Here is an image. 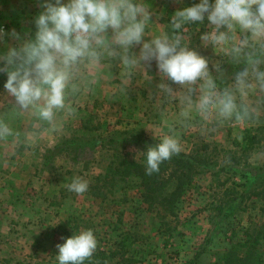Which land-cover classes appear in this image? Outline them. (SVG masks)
Segmentation results:
<instances>
[{
	"label": "rangeland",
	"instance_id": "obj_1",
	"mask_svg": "<svg viewBox=\"0 0 264 264\" xmlns=\"http://www.w3.org/2000/svg\"><path fill=\"white\" fill-rule=\"evenodd\" d=\"M167 1L173 10L167 22L174 38L205 60L217 89L233 90L238 106H249L251 112L264 116V91L255 88L242 95L234 80L251 61L259 60L264 69V37L242 33L237 26L225 30L236 42L228 51L205 45L203 36L213 31L207 21L187 22L180 28L172 25L175 12L197 0ZM149 2L156 7L162 1ZM42 10V0H0V27L4 30L0 33V66L10 48L33 38L31 27ZM12 29L20 40L11 36ZM245 38L247 45L239 53L233 52ZM121 52H103L98 61L85 58L75 66L67 107L58 113L55 127L38 120L31 109H21L10 94L0 95V105L4 104L0 120L16 133L0 138L6 139L0 140V152L7 153L0 156V168L26 169L16 183L20 191L12 196L10 191L0 192V264H58L56 245L84 229H91L98 242L84 264H221L226 249L244 239L246 230L263 219L264 121L243 124L235 115L223 119L215 113L206 117L199 110L198 83L193 86L197 90L194 96L187 91L151 94L147 101L146 96L124 95L130 80L122 79ZM97 78L94 92L89 86ZM249 78L255 83L253 76ZM6 79V73H0V88ZM256 126L258 130H254ZM246 130L256 135L249 145L243 139ZM163 134L174 135L182 152L199 151L214 164L195 174L174 215L134 212L139 206L136 185L129 182L122 189V181L105 179L104 183L94 177L114 158L116 163L126 157L144 160V149ZM74 136L82 143L76 152L61 143ZM95 141L100 144L91 149ZM69 149L72 153L66 154ZM15 153L18 156L10 159ZM74 153L76 160L72 159ZM75 176L88 181L85 193L68 189ZM125 230L135 232L138 239H129L122 248L119 241ZM101 250L106 257L98 256ZM108 250L116 255L108 256Z\"/></svg>",
	"mask_w": 264,
	"mask_h": 264
},
{
	"label": "clouds",
	"instance_id": "obj_2",
	"mask_svg": "<svg viewBox=\"0 0 264 264\" xmlns=\"http://www.w3.org/2000/svg\"><path fill=\"white\" fill-rule=\"evenodd\" d=\"M42 8L35 17L34 37L19 47L10 48L0 66V73L7 76L3 87L21 109H31L38 120L55 127L58 113L67 107V90L75 66L83 59L98 61L103 52L115 55L118 49L127 52L133 45H140L139 57L125 55L126 66L140 61L151 66L154 60L160 73L173 82L189 86L192 96L197 91L193 86L203 81L199 110L206 117L215 113L223 119L234 115L243 119L250 114L249 106L237 105L233 90L217 89L205 60L182 46L178 38L172 40L161 35L144 40L145 22L150 13L135 0H42ZM204 21L213 29L203 36L205 45H225L228 41L225 30L230 32L237 26L242 33L264 37V0H197L177 10L172 17L174 28L187 22ZM3 31L0 27V33ZM10 34L14 39H21L15 29ZM247 43L246 38L241 40L240 47L232 51L239 53ZM259 65V60L251 61L250 67L236 73L235 88L242 95L255 88L264 91V69ZM160 86L172 91L165 84ZM14 135L9 123L0 120V138ZM180 152L179 140L174 135L163 134L155 144L144 149L146 172L159 171L163 161ZM67 187L83 194L88 189V181L75 176ZM97 243L91 229L63 238L56 245L58 264H84L95 252Z\"/></svg>",
	"mask_w": 264,
	"mask_h": 264
},
{
	"label": "trees",
	"instance_id": "obj_3",
	"mask_svg": "<svg viewBox=\"0 0 264 264\" xmlns=\"http://www.w3.org/2000/svg\"><path fill=\"white\" fill-rule=\"evenodd\" d=\"M194 2L191 3V5ZM190 5V6H191ZM30 38L34 37L35 24L31 27ZM34 30V31H33ZM244 123H260L264 121V116H259L253 112L243 119ZM256 126L254 130H258ZM250 130L245 131L244 141L247 145L253 142V138ZM249 136V137H248ZM62 144H69L71 149L76 152L78 147L81 146V141L75 136L71 139H64ZM95 146L99 145L98 142H93ZM104 143V141H103ZM56 146L54 149H56ZM246 146L245 148H247ZM206 148V147H204ZM63 150H65L63 148ZM48 151H52L49 149ZM63 151H56L55 153H62ZM66 154H71L72 151H64ZM53 157V156H51ZM50 156H44L45 158H51ZM73 160L77 159V154L74 153ZM112 160L105 168L104 172L99 173L94 178L96 181L109 179L108 182L122 181V189L129 187L127 184L132 182L139 190V206L134 209V212H157L163 217L168 215H174L176 212L178 202L184 192L192 186L194 183L195 174L201 172L202 169H209L214 163L208 162L207 157L201 154L199 151L186 153L180 152L178 156H173L167 161H163L159 166V171L148 174L146 172L145 158L144 160L134 158H123L120 162L116 163ZM106 183V181L104 182ZM219 184L225 185L224 181ZM228 189V188H227ZM226 189V190H227ZM264 199V195L262 197ZM263 219L255 223L254 226L245 232V238L239 242L230 245L222 254L221 264H264V255L262 250L264 249V207L261 209ZM124 222L122 221V224ZM136 241L138 238L135 232L130 230L122 231V248L126 246L129 239ZM106 251L101 250L98 252V256L106 257ZM116 255L115 252L108 250V256Z\"/></svg>",
	"mask_w": 264,
	"mask_h": 264
},
{
	"label": "crops",
	"instance_id": "obj_4",
	"mask_svg": "<svg viewBox=\"0 0 264 264\" xmlns=\"http://www.w3.org/2000/svg\"><path fill=\"white\" fill-rule=\"evenodd\" d=\"M160 1L162 2H160L158 6L155 7V4L150 3L149 0H144V1L135 0V2L142 4L146 8V10L150 13L149 19L145 22V33L143 37L144 40H150L153 37L161 36V35H167L169 39H172V40L176 39L174 38L175 36L172 31L173 28L168 26V22H167V19L170 17L169 15L171 14V11L173 10H171L172 8H168L166 4L168 3L167 0H160ZM230 34H233V33H230ZM234 41L235 40L230 35L228 36V41L225 45L218 46V47L215 46V47L223 51H228L229 48H232L236 44V42ZM180 43L182 46H185L184 42H182L181 40H180ZM139 49H140V45H133L127 52H124L122 50L120 57H119L120 60H122V72H123L122 79L125 78V79L130 80V83L127 84L129 85V87L126 88L124 92H122L124 93V95L133 93L135 96H138V95L146 96L145 98L147 99V96H150L151 94H152L151 96H155V95L168 96V95H172L175 93H183L186 91L189 92V88L184 87V86H179L180 85L179 83L169 80L167 76L160 73L154 60L151 62V66H149V64L145 63L144 61H140L139 63H136L134 65L126 66L123 62V57L126 55L129 58H138ZM101 62H104V61H101ZM97 80L99 79L97 78L96 81H92L94 82V85L91 84L89 86L90 88L93 86L92 91L94 92L96 91L99 85ZM161 84L167 85L168 87L172 89V91L171 92L166 91L164 88L160 86ZM203 84H204L203 81L198 82L199 87H202ZM3 88L4 87L0 88V95L2 93H7L8 95L9 93L6 92V89L1 90ZM135 98L137 100V97ZM3 107H4V104L0 105V110H2ZM12 109H13V105H12ZM240 121L241 123L245 124L242 119H240ZM4 141H6V139H3L1 142L3 143ZM0 156L2 158L7 156L6 151L0 152ZM17 156L18 154L15 153V154H11L9 158L10 159L16 158ZM38 156L40 157L39 159L41 160V153L38 154ZM23 159L25 158L23 157ZM0 167H1V162H0ZM23 170H26L24 166H22L19 169H16L15 171L17 172L14 171V168H11V169L10 168L8 169L0 168V192L10 191L9 195L12 196L14 191H20V189L17 188L18 186H16L17 185L16 183H19L21 181L19 179V176L22 174ZM37 170H40V169H37ZM37 174L39 175V173ZM24 187H25V184L23 188ZM0 206H2V203H0Z\"/></svg>",
	"mask_w": 264,
	"mask_h": 264
}]
</instances>
